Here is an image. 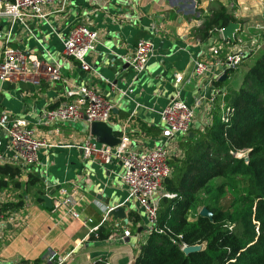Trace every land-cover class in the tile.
<instances>
[{
	"label": "crops",
	"instance_id": "obj_1",
	"mask_svg": "<svg viewBox=\"0 0 264 264\" xmlns=\"http://www.w3.org/2000/svg\"><path fill=\"white\" fill-rule=\"evenodd\" d=\"M219 3L228 8L238 23L234 40L226 39L221 30L206 42L194 38L192 29L199 27ZM46 13L47 21L30 18L12 25L11 44L35 57H53L62 62V72L68 82L54 84L42 79L39 84L0 83L2 108L28 119L41 137L53 143L41 149L38 163L29 168L0 162L18 165L23 171V183L20 187L12 185L11 189L25 190L29 174L39 176L45 183L41 192L33 186L28 188L37 190L34 195L24 193L25 196L19 197L22 192L15 195L10 189L0 191V202L24 200L22 208L12 211L5 224L0 223V264H33L37 258L42 259L40 264H51L47 261L51 252L70 250L74 253L67 264H133L150 229L139 203L128 200L129 190L121 178L122 165L84 155L82 146L93 136L85 120L60 126L56 132L40 124L43 111L65 99L73 85H88L116 105L110 125L116 133L127 124L132 148L148 151L164 138L147 136L142 124L162 128L160 111L173 97L176 75L181 74V97L196 110L192 131L205 128L213 123L215 106L223 112L234 90L240 87L243 80L240 69L248 62L250 67L257 53L264 49V0H70L63 9L49 5ZM77 25L99 32L100 42L86 57L91 66L89 71L83 70L78 61L65 57L63 43L54 32L55 29L65 35ZM10 28L9 20H0V33L5 34ZM142 39L153 41L156 47L146 70L136 74L130 65L121 68ZM250 41L260 43L259 49L243 46ZM2 47L0 39V58ZM213 47L220 48L217 56L212 52ZM240 49L253 54L228 76L226 68L216 62ZM116 56L119 58L115 61ZM197 61L207 63L209 70L198 75ZM224 74L226 79L216 85ZM129 88L133 91L124 95ZM188 135L168 142L172 153L178 155L180 142ZM8 146L9 137L0 131V154L6 158L13 155ZM63 184L78 201L82 217L92 219L90 227H100L106 221L115 225L112 237L90 240L89 229L81 221L55 207L57 187ZM43 195L52 198L51 209L46 207ZM116 205L126 206L127 220L109 216L104 220L106 208ZM131 210H139L142 222L133 224L129 220ZM129 225L137 230L124 236V231L130 230Z\"/></svg>",
	"mask_w": 264,
	"mask_h": 264
},
{
	"label": "trees",
	"instance_id": "obj_2",
	"mask_svg": "<svg viewBox=\"0 0 264 264\" xmlns=\"http://www.w3.org/2000/svg\"><path fill=\"white\" fill-rule=\"evenodd\" d=\"M235 21L219 3L191 33L206 42ZM252 54L248 52L244 59ZM235 71L226 69L228 76ZM142 129L147 136L162 132L161 127L146 124ZM194 131L180 142L184 153L170 157L172 174L164 181L158 200L156 226L133 264H264V49L257 53L223 112L215 106L213 123ZM236 153L243 156L236 157ZM22 176L20 166L0 164V191L20 187ZM25 183L38 192L45 186L35 174H29ZM23 205V199L0 202L7 216ZM199 205L213 216H202V208L192 214ZM129 220L137 224L143 218L131 210ZM129 227L131 233L136 232V227ZM115 230L106 221L91 233L90 240H107ZM184 245L201 248L185 254ZM41 262L37 258L33 264Z\"/></svg>",
	"mask_w": 264,
	"mask_h": 264
},
{
	"label": "built area",
	"instance_id": "obj_3",
	"mask_svg": "<svg viewBox=\"0 0 264 264\" xmlns=\"http://www.w3.org/2000/svg\"><path fill=\"white\" fill-rule=\"evenodd\" d=\"M69 1L0 0V20L7 19L11 22L10 30L5 34L0 33V39L3 40L0 58V83L28 81L39 84L42 79H48L54 84L68 82L62 72V62L56 61L53 57H35L21 48L13 46L11 34L12 25L25 22L30 18L47 21L46 8L49 5H58L63 9ZM223 29L220 30L223 32ZM54 32L63 43L65 57L78 61L83 70L89 71L91 66L87 63L86 57L96 49L100 42L99 32L85 25L74 26L65 35H60L55 29ZM219 50L218 47L212 48V52L216 56L219 54ZM155 54L154 42L142 39L137 42L135 52L127 62L136 74H140L146 70L148 62ZM246 54L247 51L241 49L228 53L224 59L217 60L216 65L224 66L226 69H237L242 64ZM207 70H209L207 63L196 62L198 75L204 74ZM182 82L183 76L177 74L174 83L175 93L160 111L161 135L164 141H158L152 149L138 151L132 148L127 124L120 128L117 135L120 142L115 146L99 143L93 136L85 140L82 146L84 155L88 158L104 163L119 162L122 165L121 178L129 190L128 200H135L144 208L150 231L156 226V211L159 197L163 194L164 181L172 174L170 157L174 153H172L168 142L179 136L188 135L195 122V107L189 105L181 97ZM132 91L133 89L129 88L123 94L129 95ZM115 107L116 105L108 97L93 87L73 85L67 91L65 99L61 100L56 107L47 108L43 111L40 124L51 127L56 132H59L60 126L75 124L81 120H85L89 128L94 122H105L111 125ZM0 131L9 137L8 147L13 152L9 158L0 154L1 163L20 164L24 168H29L38 163L42 148L53 145L52 142L38 134L28 119L12 114L2 108L1 105ZM238 154L242 155L243 153ZM118 206L121 205L108 206L105 210L106 217L104 220L107 218L108 212ZM55 207L59 210L64 209L71 218L81 221L82 226L89 229V235L99 228V226L90 227L92 222L90 217H82L78 208V201L65 184L59 188ZM7 219V214L0 207V223L5 224ZM130 235V230L124 231V236ZM185 246L187 245H184L183 249ZM73 253L74 250L66 253L51 252L47 261L51 264H67Z\"/></svg>",
	"mask_w": 264,
	"mask_h": 264
},
{
	"label": "water",
	"instance_id": "obj_4",
	"mask_svg": "<svg viewBox=\"0 0 264 264\" xmlns=\"http://www.w3.org/2000/svg\"><path fill=\"white\" fill-rule=\"evenodd\" d=\"M236 29H238V23L236 22H231L229 23L228 26H226L223 29V35L226 39L233 40L234 34L236 32ZM119 58V56H116L115 61ZM129 63L127 62L126 65H122L121 68H128ZM227 75L224 74L220 80L226 79ZM91 134L95 136V139L99 143L107 144L110 146H115L120 142V139L116 135V130L110 126L109 124L105 122H94L92 123L90 127ZM194 132H190V136H193ZM236 157H241V154H235ZM57 188H60L57 187ZM42 199L45 201V205L48 208H52V198L49 195H43ZM201 215L202 216H207V217H212L213 213L208 210L206 207L202 208L201 210ZM109 217H114L115 219H126L127 220V212H126V206L121 205L118 206L108 212ZM199 245H187L184 247L183 251L185 254H190L192 252H196L200 250Z\"/></svg>",
	"mask_w": 264,
	"mask_h": 264
},
{
	"label": "rangeland",
	"instance_id": "obj_5",
	"mask_svg": "<svg viewBox=\"0 0 264 264\" xmlns=\"http://www.w3.org/2000/svg\"><path fill=\"white\" fill-rule=\"evenodd\" d=\"M249 32V31H248ZM250 32H253V30H251ZM259 45H260V43H259ZM259 45H258V42H257V44L256 43H254L253 41H250L249 43H247V44H244L243 46L245 47H250V49L252 50H258L259 48ZM263 45V44H262ZM243 50V49H242ZM254 62V61H253ZM253 64V63H252ZM251 64V65H252ZM247 67H249V62L248 63H246L245 65H244V67L243 68H241L240 69V74L241 75H245V73H246V71H247ZM245 68H247L246 70H245ZM184 140H186V139H184ZM181 146V145H180ZM180 148V147H179ZM183 149H184V147H182L181 146V151L180 152H178V154H180L181 152L182 153H184L183 152ZM243 155V154H242ZM10 190H12V192L15 194V195H17V194H19V192H22L21 193V195L19 196V197H22V196H25L24 195V193H29L30 195H34V193L35 192H37V190H35V189H28V188H26L25 190H23L22 188H20V189H16V188H13V189H11V188H9ZM23 194V195H22ZM201 208H202V205H199L196 209H193L192 210V214H195L196 212H198L199 210H201ZM139 211V210H138ZM141 212H142V214H145V210H144V208L143 207H141ZM145 217H146V215H145ZM146 221L148 222V224H149V221H148V219L146 218Z\"/></svg>",
	"mask_w": 264,
	"mask_h": 264
}]
</instances>
